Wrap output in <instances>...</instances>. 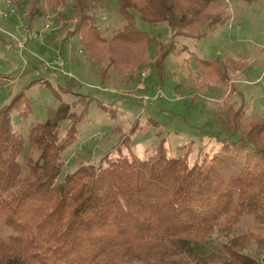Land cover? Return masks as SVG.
<instances>
[{
  "label": "trees",
  "instance_id": "trees-1",
  "mask_svg": "<svg viewBox=\"0 0 264 264\" xmlns=\"http://www.w3.org/2000/svg\"><path fill=\"white\" fill-rule=\"evenodd\" d=\"M49 1L69 6L79 42L109 79L138 72L152 43L163 79L167 56L186 48L176 43L178 35L204 38L231 17L223 0H114L122 25L105 35L95 9L110 0ZM136 13L154 24L166 22L173 35L168 41L152 38L136 26ZM42 14L36 6L28 16ZM0 38L8 40L2 32ZM195 57L206 75L221 82L233 78L231 67L246 63L231 56ZM75 86L82 83L63 75L62 90ZM76 94L72 102L61 101L52 117L32 123L27 137L17 126L33 112L25 91L0 107V227L11 230L8 238L0 235V264H260L264 119L232 105V130L199 127L178 152H170L163 137L143 157L108 150L97 163L63 172L64 151L91 103L106 109L98 97ZM206 134L211 140L201 143ZM246 218L252 225L237 231ZM220 232L226 238L208 252L206 245Z\"/></svg>",
  "mask_w": 264,
  "mask_h": 264
},
{
  "label": "rangeland",
  "instance_id": "rangeland-1",
  "mask_svg": "<svg viewBox=\"0 0 264 264\" xmlns=\"http://www.w3.org/2000/svg\"><path fill=\"white\" fill-rule=\"evenodd\" d=\"M222 4L231 17L211 34L200 39L177 36L176 43L186 48L167 56L163 79L155 68L157 56L152 43L150 59L140 70L135 74L115 73L111 75L113 82L108 75H101L102 64L91 58L79 42L81 32L75 30L76 18L71 17L69 6L49 0H0V32L8 39L5 42L0 38V107L25 91L33 112L24 120L18 119L17 126L27 137L32 123L52 117L61 101L72 102L80 96L76 93H89L106 104V109L95 102L89 106L88 118L79 124L76 140L64 151L63 172L82 163H97L108 150L111 155L119 150L128 155L134 151L143 157L147 148L163 137L170 152H178L199 127L213 133L217 129L232 130L228 117L232 105L245 107L247 114L264 119V0H223ZM36 6L43 14L29 18ZM95 15L98 24L105 27V35L122 25L114 0L99 4ZM136 26L159 40L168 41L173 35L166 22L154 24L138 13ZM197 55L231 56L246 63L242 68L231 67L233 78L221 82L206 75ZM63 75L76 78L82 87L62 90ZM45 80L51 81L52 88ZM134 124L137 129L131 134ZM65 126L66 121L61 124L62 134ZM146 126L144 130L138 128ZM128 134L130 140L121 142ZM196 139L208 144L211 136ZM248 225L252 221L246 218L237 231ZM10 233V229L0 227L1 236L8 238ZM225 238V233H218L206 250L215 251ZM258 252L260 264H264V247Z\"/></svg>",
  "mask_w": 264,
  "mask_h": 264
},
{
  "label": "built area",
  "instance_id": "built-area-1",
  "mask_svg": "<svg viewBox=\"0 0 264 264\" xmlns=\"http://www.w3.org/2000/svg\"><path fill=\"white\" fill-rule=\"evenodd\" d=\"M6 14V13H5ZM7 15V14H6ZM60 63H62V60L59 61Z\"/></svg>",
  "mask_w": 264,
  "mask_h": 264
}]
</instances>
